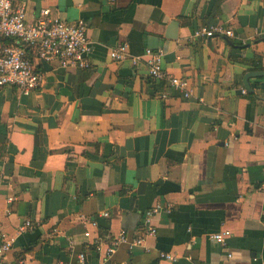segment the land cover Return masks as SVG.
Here are the masks:
<instances>
[{"label":"crops","instance_id":"obj_1","mask_svg":"<svg viewBox=\"0 0 264 264\" xmlns=\"http://www.w3.org/2000/svg\"><path fill=\"white\" fill-rule=\"evenodd\" d=\"M16 5L29 22L43 9L84 21L93 48L90 69L38 63V90L0 88V231L13 240L6 258L264 264V0ZM211 26L233 36L194 37ZM124 43L143 57L138 64L110 58ZM147 49L165 51L164 68L190 82V98L149 77ZM156 205L157 234L131 248ZM25 221L33 228L21 233ZM221 232L229 235L216 242ZM121 233L127 240L107 255Z\"/></svg>","mask_w":264,"mask_h":264},{"label":"built area","instance_id":"obj_2","mask_svg":"<svg viewBox=\"0 0 264 264\" xmlns=\"http://www.w3.org/2000/svg\"><path fill=\"white\" fill-rule=\"evenodd\" d=\"M16 1L0 0V88L15 86L23 94L38 90L44 81V74L38 71V63L56 64L64 69L70 67L90 69L93 45L84 21L67 22L54 16L50 9H43L38 18L29 22L25 8L18 7ZM218 33L233 36L231 30L211 26L196 30L194 37L213 38ZM109 55L116 62L131 59L134 65L143 59L141 56H131L127 43L111 49ZM144 57L147 58L145 61L152 80L168 83L172 88L181 90L187 98L192 96L190 82L170 75L164 68L163 49H147ZM168 96L166 91L160 93L161 99H167ZM260 188L264 191V183ZM162 210L161 205H156L146 212L143 233L133 239L131 248L143 246L147 236L157 234L152 220ZM103 215L107 217L109 214L106 212ZM32 228V223L25 221L20 225L19 231L23 233ZM227 235L229 232H221L214 234L212 238L216 242H224ZM126 240L127 236L123 233L114 237L107 248V255L111 256ZM12 248L13 240L0 231V264H13L6 258ZM160 257L170 261L176 260L175 256L164 252H161ZM79 260L84 264L86 255L79 254Z\"/></svg>","mask_w":264,"mask_h":264}]
</instances>
